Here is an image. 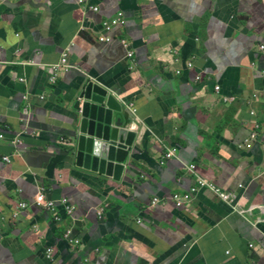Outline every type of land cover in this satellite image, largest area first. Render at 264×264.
<instances>
[{
  "label": "crops",
  "instance_id": "1",
  "mask_svg": "<svg viewBox=\"0 0 264 264\" xmlns=\"http://www.w3.org/2000/svg\"><path fill=\"white\" fill-rule=\"evenodd\" d=\"M87 81L133 114L119 180L65 158ZM198 176L235 202L176 206ZM0 264H264V0H0Z\"/></svg>",
  "mask_w": 264,
  "mask_h": 264
},
{
  "label": "water",
  "instance_id": "2",
  "mask_svg": "<svg viewBox=\"0 0 264 264\" xmlns=\"http://www.w3.org/2000/svg\"><path fill=\"white\" fill-rule=\"evenodd\" d=\"M74 110L65 158L100 177L121 179L137 137L131 111L92 81L81 88Z\"/></svg>",
  "mask_w": 264,
  "mask_h": 264
},
{
  "label": "built area",
  "instance_id": "3",
  "mask_svg": "<svg viewBox=\"0 0 264 264\" xmlns=\"http://www.w3.org/2000/svg\"><path fill=\"white\" fill-rule=\"evenodd\" d=\"M79 2L82 3L83 0H79ZM91 9L94 12L97 11V7H92ZM122 17H123L122 12H118V13H116V15L114 17H111L109 19H105L104 21H102V23H101L102 32L109 33L113 28H115L116 26H119V24L121 23ZM99 41L100 42H110L111 38L108 36H102L99 38ZM121 43L125 48L127 47V43L125 40H121ZM128 57H131V52L128 53ZM188 67L193 68V64L192 63L188 64ZM71 68H72V65H70V63H69V53L65 52L61 57L60 63L52 68V73H53V77L51 78L52 82L53 83L56 82V77H57L59 72H61V71L67 72ZM199 78L200 77H198L197 79H199ZM217 90H218V88H217ZM24 100H28V97L25 96ZM132 111H133V113H136V110H132ZM29 114H30L29 107L24 108L23 109V116L26 117ZM251 114L254 115V113H251ZM253 138H255V135L253 136ZM62 143L67 146L69 142L67 140H63ZM176 151H177V149H173L170 153H167L165 155L164 159L162 160V162H164V160H167V159H172L174 156V153ZM4 160L9 162L10 158L4 157ZM195 168H196L195 165H191L192 171H195ZM203 189L211 190L213 193H215L217 196H219L225 202H229V203L235 202V198H236L235 193L230 192V191H226L221 186H219L215 181L208 180L205 177H200V176H198L196 184L192 185L186 192L173 193L172 199L174 200L176 206L182 207V206H185L186 204H188L192 200L194 195ZM159 201H160V198L155 197L153 199L151 205H155ZM34 203L37 205L43 206V207L47 208L48 210H52V211H54L57 207V202H55L52 199H47V197L43 191L39 192L35 196ZM60 204L63 205L65 212L67 214H69V215L74 214L76 206L67 197L62 198L60 200ZM19 206H20V208H25V207H27V203L21 202V203H19ZM73 242L78 243L79 240L74 239ZM53 251H54V248L52 246L47 247L46 253H47L48 258H52Z\"/></svg>",
  "mask_w": 264,
  "mask_h": 264
}]
</instances>
